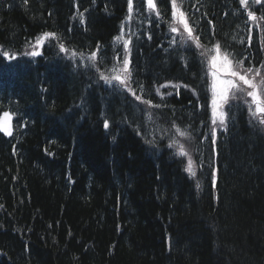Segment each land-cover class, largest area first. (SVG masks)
I'll return each instance as SVG.
<instances>
[{"label": "trees", "instance_id": "trees-1", "mask_svg": "<svg viewBox=\"0 0 264 264\" xmlns=\"http://www.w3.org/2000/svg\"><path fill=\"white\" fill-rule=\"evenodd\" d=\"M177 2L204 50L218 43L248 68L264 63V0L250 6L261 22L253 35L240 0ZM135 5L138 89L155 102L153 84L172 81L197 97L181 91L153 112L104 90L84 65L92 53L99 73L115 63L127 0H0V118L14 117L12 135L0 133V264H264V125L237 100L228 129L205 140V58L174 42L169 0L158 2L162 23ZM47 33L41 58L3 55ZM176 136L190 137V178Z\"/></svg>", "mask_w": 264, "mask_h": 264}, {"label": "snow or ice", "instance_id": "snow-or-ice-1", "mask_svg": "<svg viewBox=\"0 0 264 264\" xmlns=\"http://www.w3.org/2000/svg\"><path fill=\"white\" fill-rule=\"evenodd\" d=\"M255 3L259 4L260 0H254ZM147 7L150 11H155L157 8L156 3L154 0H146ZM240 4L247 6V0H240ZM127 6H128V16L127 19L132 18L133 14V0H127ZM157 17H159L160 13L159 11H156ZM81 16H83V13H81ZM179 16L180 22L183 23L185 30L188 32L189 38H192V30L189 28L188 22L186 19H184V13L178 11L177 7V0H172V17L173 19H177ZM248 17L251 20H255L256 17L252 12L248 13ZM83 22V21H81ZM123 31V29H121ZM171 31L176 32L178 31L177 28L172 27ZM45 36H55V33H47ZM151 39V36L148 37ZM117 41L122 39V37L118 36L116 37ZM197 40L199 39L198 37L196 38ZM38 39V43H39ZM130 40L124 41V49H125V56L122 58V68L120 71L124 74L125 76L121 75H116L114 79L116 81H119L121 85L125 84V81L131 78V71H130V50H129V44ZM60 50L63 52L65 51V48L63 44L60 45ZM217 50H219V45H217ZM5 58H11L9 56V53L5 52L3 53ZM32 56H37L40 55L39 52H32ZM229 54H225V68H224V73L223 75L227 78L221 79L220 74L215 71L216 69V57H213L212 63H211V68L213 71L211 72V75L213 77V83H212V123L216 124L217 122V117L219 115V121H220V126H224L225 123V113L220 112V109L223 104H226L229 99V93L231 90L235 89L238 92H244L245 89L241 88L239 84L237 83V78L238 81L243 82V85L247 86L248 89H251V91H247V96L251 97L252 104L255 105V112H252L251 107L249 108V111L251 114L256 117L260 116L259 123L264 125V76H261L260 69H253V68H247L244 70V74H241L240 67L243 65V60L237 61V67L233 68L231 67L232 61L228 59ZM96 53L92 54V58L95 59ZM115 71V69H114ZM248 73H253L251 78H249ZM261 77L260 81L257 83L256 82V77ZM106 82L111 83V81L108 79V77H102ZM163 87H169V85H164ZM173 89H179L181 85H171ZM186 87V86H185ZM141 91H143V86H141ZM157 93H159L160 89H156ZM133 96H135L136 100H140L141 97L136 95L135 92H132ZM168 95H172L173 93L170 91L167 93ZM232 98L235 99L236 95L235 92H232ZM144 104H151V101L149 100H144ZM156 107H159V105H156ZM4 119H6L9 123L8 126L3 129L4 132H6L7 135H12V130H11V115L9 113H4ZM105 128L108 127V123L105 122L104 124ZM179 131V129H178ZM184 135V133H181ZM212 136L215 137V129L212 130ZM213 143H215V140L213 139ZM181 155H186L185 151L183 150V146H181ZM189 171H191V162H189ZM195 175V173H192ZM199 187V185H197Z\"/></svg>", "mask_w": 264, "mask_h": 264}, {"label": "rangeland", "instance_id": "rangeland-1", "mask_svg": "<svg viewBox=\"0 0 264 264\" xmlns=\"http://www.w3.org/2000/svg\"><path fill=\"white\" fill-rule=\"evenodd\" d=\"M47 37L48 36H43L41 38L42 42L45 41V39H47ZM124 56H125V49H124L121 57H124ZM225 66H226L225 65V59H221V58H217L216 59V69H215V71H217L220 74V78L221 79L227 78V77H225L223 75ZM212 79H213V77H212ZM168 85H169V87H163L164 85L158 87L160 89L159 93H157L159 97L162 98L164 96H170V95L167 94L170 91L173 94L175 93V91H179L181 89L191 91L188 87H185L183 85H181V87L179 89H173L171 87V85H178V84H168ZM250 101H251V108H252L253 112H255V105L252 104V100L251 99H250ZM226 107H227V103L226 104H223L222 107H221V109H220V112L225 113V123H224V126H220L219 115L217 117V122H216L215 128H214L215 129V137L217 136V134H218L219 131H222L226 127ZM176 137H177V140H176L177 145L178 146H183V150L186 153V155H182V156L187 160V163L188 164H189V162H191V167L193 169H195L194 163H193L192 159L190 158V154L192 152V151L190 152V149L192 150V146L189 145L190 137H188V136H180V137L176 136ZM189 147H190V149H189Z\"/></svg>", "mask_w": 264, "mask_h": 264}, {"label": "bare ground", "instance_id": "bare-ground-1", "mask_svg": "<svg viewBox=\"0 0 264 264\" xmlns=\"http://www.w3.org/2000/svg\"><path fill=\"white\" fill-rule=\"evenodd\" d=\"M86 25V21L85 22H82V26L84 27ZM93 54V53H92ZM92 54H91V56H92ZM97 58H99V54L98 53H96V57H95V59H97ZM78 67V66H77ZM106 88H104V90H105ZM95 106H98V104L97 103H95L94 104ZM88 112H89V110H88ZM87 117V116H86ZM85 120V117L83 118V121ZM77 139V141H79V139L80 138H76ZM82 142V139L80 140V142H79V144ZM75 146H77V144L74 142V148H75ZM191 152V151H190ZM182 158L184 159V162H185V167L187 168V165H188V163H187V160L182 156ZM190 158L192 159V161H193V163H194V167H195V170L193 171V172H191V174L192 173H194V172H197L198 171V164L196 163V158H195V155L191 152V154H190ZM218 171V170H217ZM180 174V173H179ZM181 174H185L186 176H188L189 178H190V176H189V171H187L186 169H182V171H181ZM181 174H180V176H181ZM217 196L215 195V199H214V202H215V205H217L218 204V201H217ZM119 207H120V203H118V211H117V213H119ZM120 228H121V226H119ZM121 230V229H120ZM166 244H167V246H168V248L170 249V245H171V240H170V237H168V236H166Z\"/></svg>", "mask_w": 264, "mask_h": 264}]
</instances>
